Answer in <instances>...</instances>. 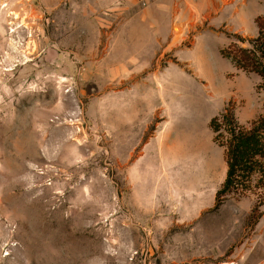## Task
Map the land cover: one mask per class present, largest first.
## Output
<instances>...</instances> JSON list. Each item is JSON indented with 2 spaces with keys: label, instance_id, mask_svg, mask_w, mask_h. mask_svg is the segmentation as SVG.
Listing matches in <instances>:
<instances>
[{
  "label": "rangeland",
  "instance_id": "374dc122",
  "mask_svg": "<svg viewBox=\"0 0 264 264\" xmlns=\"http://www.w3.org/2000/svg\"><path fill=\"white\" fill-rule=\"evenodd\" d=\"M104 2L0 0V264H264V158L217 199L223 116L264 118V79L222 55L258 18L210 26L227 43L204 52L118 56L130 14Z\"/></svg>",
  "mask_w": 264,
  "mask_h": 264
},
{
  "label": "crops",
  "instance_id": "0c3cea01",
  "mask_svg": "<svg viewBox=\"0 0 264 264\" xmlns=\"http://www.w3.org/2000/svg\"><path fill=\"white\" fill-rule=\"evenodd\" d=\"M254 1L260 3L259 0H105L102 7L116 8L125 2L123 7L130 14L114 31L113 48L118 56L163 57L178 56L183 51H207L210 40L225 45L226 40L211 31L210 26L254 24L261 17L251 11ZM141 25L151 26L148 33L151 43H140L144 37L140 34ZM175 27L182 32L181 37L174 34ZM190 34H195L194 40L184 49V36Z\"/></svg>",
  "mask_w": 264,
  "mask_h": 264
},
{
  "label": "trees",
  "instance_id": "16d2710c",
  "mask_svg": "<svg viewBox=\"0 0 264 264\" xmlns=\"http://www.w3.org/2000/svg\"><path fill=\"white\" fill-rule=\"evenodd\" d=\"M259 36L249 42L250 48L244 49L233 43L222 51L228 59L239 69L255 73L264 79V19L258 18ZM243 42L238 39V42ZM223 122L232 125L230 128V142L226 149L227 177L217 199L235 191L240 180L247 181L253 174L262 169L261 159L264 158V118L257 122L250 131H243L234 126L233 116H223ZM234 127V128H233ZM218 129H216L217 132Z\"/></svg>",
  "mask_w": 264,
  "mask_h": 264
}]
</instances>
